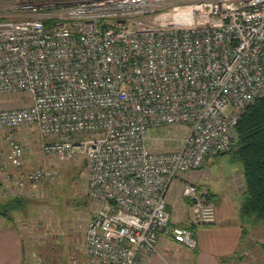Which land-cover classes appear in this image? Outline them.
Wrapping results in <instances>:
<instances>
[{
	"label": "built area",
	"instance_id": "2783aa9c",
	"mask_svg": "<svg viewBox=\"0 0 264 264\" xmlns=\"http://www.w3.org/2000/svg\"><path fill=\"white\" fill-rule=\"evenodd\" d=\"M24 12L0 18V95L26 107L0 110L2 168L36 189L54 173L25 175L12 130L54 139L59 162L86 160L87 197L97 209L85 247L93 264H140L160 237L194 250L192 230L170 225L167 193L179 175L228 152L246 108L264 98V0H0ZM174 149L154 151L151 129ZM169 135V134H168ZM9 178V175H7ZM193 222L209 226L206 187L185 182Z\"/></svg>",
	"mask_w": 264,
	"mask_h": 264
},
{
	"label": "rangeland",
	"instance_id": "374dc122",
	"mask_svg": "<svg viewBox=\"0 0 264 264\" xmlns=\"http://www.w3.org/2000/svg\"><path fill=\"white\" fill-rule=\"evenodd\" d=\"M23 14L24 12L14 10L10 6H0V18L21 19ZM27 104L28 99L23 94L0 95V110L18 109L26 107ZM11 132L24 148L23 172L26 176L40 167L54 173L52 179L43 180L36 189L30 188L28 183L24 186L18 185L20 173L13 169L8 172L2 168L1 159L8 150L6 134L9 131L0 130V202L5 203L17 196L22 197L21 215L15 216L14 221L18 223L24 236L25 251L41 253L46 259H49L53 252L58 256L63 255L67 252L64 241L70 238L76 243L77 240L80 242L83 239L85 247L87 217L91 211L95 213L98 208V204L91 205L87 197L85 158L76 155L70 161L61 163L54 156L43 153L41 145L54 139L41 137L35 127L23 126ZM185 134L186 130L182 127L151 129L148 132V144L154 151L173 149V143H160L159 140L153 139L157 136L179 138ZM206 172L212 178V183L217 182V186L221 188L226 186L227 180L234 189L240 187V182H243L241 162L231 149L226 154L211 158ZM76 248L80 249V245ZM261 249L264 251V242Z\"/></svg>",
	"mask_w": 264,
	"mask_h": 264
},
{
	"label": "crops",
	"instance_id": "0c3cea01",
	"mask_svg": "<svg viewBox=\"0 0 264 264\" xmlns=\"http://www.w3.org/2000/svg\"><path fill=\"white\" fill-rule=\"evenodd\" d=\"M174 148H176V144ZM173 148V149H174ZM206 161L202 168L179 175L167 193V211L170 225L192 230L197 246L191 250L171 238L160 237L157 252L143 256L140 264H264V222L240 214L244 181L240 187L226 182L221 188L206 172ZM192 182L209 191V199L216 207V221L209 226H197L193 222L189 202L181 196L183 184ZM91 202V201H90ZM93 203L91 202V205ZM21 211L15 216H20ZM88 215V221L94 216ZM21 228L14 221L0 220V264H93L88 257L83 239H65L67 252L56 253L49 259L41 253L25 251V241ZM80 245V249L76 248Z\"/></svg>",
	"mask_w": 264,
	"mask_h": 264
},
{
	"label": "trees",
	"instance_id": "16d2710c",
	"mask_svg": "<svg viewBox=\"0 0 264 264\" xmlns=\"http://www.w3.org/2000/svg\"><path fill=\"white\" fill-rule=\"evenodd\" d=\"M234 137L230 149L241 162L245 185L240 214L264 222V98L246 108L236 125ZM22 201V197L17 196L0 202V219L11 222L22 210Z\"/></svg>",
	"mask_w": 264,
	"mask_h": 264
}]
</instances>
